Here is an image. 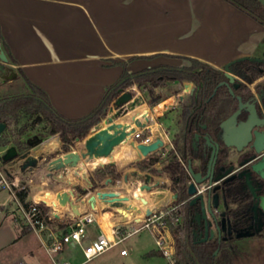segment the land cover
<instances>
[{
	"label": "crops",
	"instance_id": "0c3cea01",
	"mask_svg": "<svg viewBox=\"0 0 264 264\" xmlns=\"http://www.w3.org/2000/svg\"><path fill=\"white\" fill-rule=\"evenodd\" d=\"M0 35L15 60L9 62L11 66L16 71L20 68L31 83L45 91L52 107L71 119L88 114L123 67L134 73L161 64L182 66L181 58L170 56L175 55L222 69L230 60L257 54L264 48V26L224 0H0ZM131 87L135 88L133 95L142 96L144 102L115 122L129 124V129L135 131L146 127L159 134L164 132L168 138L170 128L174 131L179 120L183 126L180 116L183 110L188 111L185 106L194 90L192 82L167 83L160 89L171 87L172 91L156 104H149L140 93L142 88ZM92 132L91 128L83 139H74L68 151L81 152L83 140ZM42 138L40 141L25 134L23 139L30 144L27 152L33 157L43 155L42 173L59 179L45 185L35 182L34 171H29L27 199H42L49 204L47 210L54 216L51 227L57 234L73 215L90 216L93 221L85 226L86 242L100 232L109 234L116 224L133 225L146 210L172 203L177 196L166 185L155 186L157 181L168 179L166 175L162 178L158 163L157 174L149 178L150 190H139L142 183L134 186L133 173H140L136 162L143 157L130 146V136L108 156L80 158L76 164L59 169L51 167L48 156L60 149L59 134ZM18 161L21 164L22 160ZM107 164L113 165L119 179L112 183L105 179L91 189L93 170ZM19 173L22 175L24 170L19 169ZM97 192H114L120 199L99 197ZM59 194L67 197L65 204L57 203ZM11 200L13 207L10 202H0V248L3 243L10 249L18 246L24 253L20 263L39 264L31 246L19 243L21 227L12 213L17 204ZM47 234H33L42 254H46L43 243ZM146 237L150 234L140 231L127 239L141 244ZM60 254L71 264L86 261L80 245L65 246Z\"/></svg>",
	"mask_w": 264,
	"mask_h": 264
},
{
	"label": "trees",
	"instance_id": "16d2710c",
	"mask_svg": "<svg viewBox=\"0 0 264 264\" xmlns=\"http://www.w3.org/2000/svg\"><path fill=\"white\" fill-rule=\"evenodd\" d=\"M224 1L264 26V7L258 0ZM0 44L8 61L15 63L1 35ZM170 56L181 58L184 64L182 66L161 64L134 73L127 72L123 67L117 80L105 87L98 104L85 116L74 119L59 114L52 107L45 91L31 83L24 76L21 69L17 68V74L26 86V90L14 94H0V123L5 124L4 130L0 134V147L14 146L17 150V156L27 151L29 146L23 136L27 132L28 124L27 122L21 124L20 122L25 117L39 116L43 119L45 127V133L39 135L40 137L54 134L60 136V149L48 155L49 157H55L59 153L67 152L74 139H83L93 125L107 114V110L116 96L132 85L144 89L149 104H156L160 100V94L154 91L155 88L163 87L169 82L190 81L194 84L191 96V111L183 110L180 116L185 121V130L182 134L173 138V148L166 152L167 155L164 159L160 154L153 152L136 162L140 173H133L135 176L134 186L143 182L145 173L157 174L155 165L161 163L160 171L166 174L170 181L167 186L177 195L174 201L170 203V206H174V208L166 216V223L174 241L173 259L168 264H234L238 251L237 238L234 233L225 239L217 240L213 238L204 242L196 241L193 238V232L196 230L194 214L197 207L189 204L190 198L186 192V187L190 177L182 164H185L187 160H191V162L197 160L198 164H192L193 170L205 172V162L209 157L210 149L205 146L202 136L207 134L217 140L218 124L230 111L231 99L226 89L220 86L215 90L217 84L224 79V75L220 69L196 58ZM236 64L239 70L241 67L249 68L253 63L240 61L232 63L230 66L232 65L234 68ZM19 124L20 126L15 129ZM196 133L199 134V139L196 142V147H193L192 141ZM14 134H16V137ZM160 152L162 153L164 150L161 148ZM225 155L224 149L221 148L217 161L224 159ZM12 160H2V163L6 165ZM119 177L113 165L98 166L93 170L90 177L91 189H95L106 178H109L112 183ZM241 185V180L222 183L221 185V195L227 207L226 214L231 217L234 232L246 229L248 223L247 215L250 203L245 191L240 188ZM85 192L82 190L83 194ZM16 194L21 204L26 207L27 202L25 199L28 195V187ZM235 204L236 206L233 207ZM29 231H31L30 227L21 226V234H26ZM155 255L162 256L158 251L145 253L146 257Z\"/></svg>",
	"mask_w": 264,
	"mask_h": 264
},
{
	"label": "water",
	"instance_id": "95a60500",
	"mask_svg": "<svg viewBox=\"0 0 264 264\" xmlns=\"http://www.w3.org/2000/svg\"><path fill=\"white\" fill-rule=\"evenodd\" d=\"M258 2L264 7V0H258ZM264 59V54L262 57L257 56H240L233 60H230L223 66L224 76L229 80H233V76L229 71V65L235 62H240L244 60L248 61H261ZM9 61L8 58L3 51L1 44H0V77L6 78L11 80L16 77V72L14 70H10L11 73L5 76L6 71L9 69L7 68ZM220 85H228L227 82L222 81L218 84ZM193 90H191L192 92ZM231 91V90H230ZM239 100L238 108L235 112H233L230 116L224 119L219 127L220 131L217 133V139H221L226 146H234L237 151H240L251 139V135L253 133L254 142L253 144L258 143L260 141L261 135H259L257 128L259 125L254 122L256 119L255 111L251 105L247 106V104L242 103L240 98L237 97ZM144 102L142 96H134L131 90H125L119 93L116 98L113 100L111 106L108 108L109 114L105 115L100 121L95 123L92 127V134L85 138L82 142V150L79 153H75L73 151L63 152L60 156H55L54 158L49 160V164L52 168L59 169L64 165L69 164H76L80 158L85 157H100V156H108L111 150L125 142L127 137L131 135L134 131L133 128L129 129V124H123L121 122H115V120L119 117H123L127 115L130 111H133L136 106L140 105ZM247 106L249 111L247 121L243 123H238L237 125H232L233 122L236 121L237 115L240 113L242 109ZM255 127V130L252 131L251 129ZM5 128L4 123H0V134L3 132ZM36 140H40L43 138L34 137ZM199 139V134L196 133L193 137L192 145L196 147V142ZM204 144L206 147L210 149L209 153V160L206 167V172L202 174L199 171H194L192 167L191 160L187 161V172L189 174L190 180L186 187V192L190 198L189 204L196 205L198 207V211L194 214V219L199 222V219L203 220V231L198 233V235H202L201 238L197 239L196 241L204 242L206 240H211L214 235L219 240L221 232L227 231L228 234L232 232L231 227L229 225V221L225 218L224 212L219 214L220 219H217L216 210L220 204V201L225 204V201L221 195L220 189V182H227L236 177V174H231L233 169V165H230L227 169L223 172L217 173L215 170V163L218 155L219 150V143L217 140H214L207 134L204 135ZM77 141L79 139H76ZM130 146L135 148L140 157H145L150 153L155 152L159 148L163 146V141L157 137L154 141L149 144H141L131 140ZM30 147V144L27 143ZM256 146V145H255ZM264 148H259L258 146L255 147V152L259 153L262 152ZM28 151V150H27ZM25 151L21 155L17 156V150L14 146H9L5 149V152L2 155L3 161H9L12 159L22 160L20 164V169L25 170L27 168L35 167L37 165L38 160H41L44 156L39 155L37 157H33L28 152ZM246 160H243L239 163V166L245 164ZM261 168L260 164H253L251 169L255 172L259 171ZM222 169V168H220ZM216 171V172H215ZM264 176V174H262ZM240 177V174L238 175ZM150 174L145 173L143 182L140 186H138L139 190H150L151 186L149 184ZM107 181L109 178H106ZM245 183L248 186L251 195L254 199H256V203L253 204L252 210L256 208L260 209L264 212V195L258 196L251 184V180L249 175L245 176ZM205 184L207 188L200 193H196V185ZM159 185V181L155 183V186ZM97 196L101 197H108L116 201L120 198L116 196L114 192H97ZM59 203L65 204L67 201V197L63 194L58 195ZM151 210H146L145 215L150 214ZM261 229V226L254 228L251 230V227L246 229H241L235 232V237H246V236H253L258 233ZM196 232H193L195 235ZM225 239V237L223 238Z\"/></svg>",
	"mask_w": 264,
	"mask_h": 264
},
{
	"label": "built area",
	"instance_id": "2783aa9c",
	"mask_svg": "<svg viewBox=\"0 0 264 264\" xmlns=\"http://www.w3.org/2000/svg\"><path fill=\"white\" fill-rule=\"evenodd\" d=\"M135 88L129 87L126 90L134 92ZM159 137L163 141L164 148L169 144L166 152L173 148L171 140L164 132L161 134L152 131L149 128L143 127L139 130H134L130 138L137 143L149 144ZM71 148V146L69 147ZM5 147L0 149V190H7L12 199L19 206L23 225L31 228L36 233L48 232L47 240L43 243V248L50 264H71L70 261L61 256V252L65 246L80 245L82 254L85 260H89L97 255L104 253L112 247L118 245L126 238L140 231H147L153 239L155 248L167 258H171L174 254V241L166 223V216L169 211L174 208L170 203L163 206L153 207L150 214L144 215L139 221L133 225L123 226V224L114 225L109 234L98 233L93 238L83 242L86 236V224L91 223L93 219L90 216L73 215L66 220V226L60 229L59 233L51 227L54 219L53 213L47 210L49 204L42 199H30L27 197L25 201L27 206L24 207L17 197V192L25 189L26 185L19 184V177L16 174H11L5 170L2 163V155L5 152ZM165 151L163 154L166 153ZM186 168V164L182 163ZM207 186L205 184L196 185V193L203 192ZM59 203V198L56 199ZM120 255H126L127 249L121 248Z\"/></svg>",
	"mask_w": 264,
	"mask_h": 264
},
{
	"label": "rangeland",
	"instance_id": "374dc122",
	"mask_svg": "<svg viewBox=\"0 0 264 264\" xmlns=\"http://www.w3.org/2000/svg\"><path fill=\"white\" fill-rule=\"evenodd\" d=\"M7 68L9 69L6 71L5 76L11 73L10 70H14L16 72V77L19 78V80L14 82L16 78L15 77L11 79L13 80L11 83L10 82L8 83V81L10 80L0 77V94H3V93L14 94V93L25 91L26 86L23 84L15 68L11 66L10 63H8ZM160 88L161 87L154 89L156 93L160 94V99H163L164 97L168 96L170 92L172 91L171 87H165L162 89ZM140 93H142L144 97H146L145 96L146 92L144 91V89H141ZM179 108L181 110L180 106ZM23 122H27L28 124L26 134H29L31 138H34V137L42 138L39 135L45 133V127H44V121L41 117L39 116L25 117L21 120L20 123L22 124ZM19 126L20 124L17 125L15 129H17ZM181 129H182V123H181V120H179L174 127V131L172 128H170L171 132H170L169 139L171 140L175 136H178L181 133ZM15 133H16V130H15ZM14 136L16 137V134H14ZM2 148L4 147H0V149ZM165 148H169V144H166ZM157 151H158V154H160V156L162 157V159H164L165 156L167 155L166 153L161 154L159 149ZM52 158L54 157H51L50 159ZM46 161H48V159ZM158 166L159 168H161L162 164L158 163ZM36 167H38L37 170H35ZM4 168L5 170L10 171L11 173L19 174L20 176L19 184L20 185L27 184V179H28L27 175L31 171H34L33 177H32L33 180L35 182L45 183V185L52 183V181L59 179L54 174L52 175L50 173V175H46L45 173H42L43 172L42 170L44 168H43V162L41 160H38L37 165L35 167L27 168L26 171L22 175L19 173L20 161H18L17 158L13 159L11 162H8L6 165H4ZM161 175H162V178H164L165 177L164 175L166 174H161ZM169 183L170 181L169 179H167L166 182L159 183V184L167 186ZM26 187H28V192H29L31 186L27 184ZM47 196H50V195L48 194ZM11 199H12L11 194L7 190L5 189L0 190V202L1 201H4L5 203L10 202L11 206L13 207L15 206V203ZM12 213H13V218H16L18 227L20 228L23 225V221L21 218V213H20L18 205H17V208H14L12 210ZM23 226H26V225H23ZM31 231L28 232L30 234H21L20 232L18 237H20L19 239L21 240L19 243L23 246H27V245L31 246L32 248L31 250L32 252H34V254L32 255H35V258L39 260L40 262L39 264H50V262L47 259L46 254H42L40 250L41 244L38 243V241L33 235L34 232L32 233ZM144 242L145 243L136 244V243H133L131 239L126 238L118 245L112 247L111 249L105 251L104 253L100 255H97L89 260L84 261L82 264H168L169 262L172 261L173 256L171 258H167L163 254H161L162 256L155 255L151 257H146L145 253L149 251H158V250L155 248V245H154V242L151 236L146 237ZM3 244H2V248H0V261L3 258H5L6 259L5 264H30L29 261H23V260H22L23 262L20 263V260H21L20 256L24 253L23 251L18 249L19 248L18 246L11 247L10 249L7 244L5 247H3L4 246ZM122 247L127 249L128 253L126 255L119 254V250ZM237 247H238L237 257H236L234 264H264V233L258 234L257 236L253 235V236L237 238ZM73 251H75V249ZM81 259H84L83 256L81 257Z\"/></svg>",
	"mask_w": 264,
	"mask_h": 264
},
{
	"label": "flooded vegetation",
	"instance_id": "af4514ba",
	"mask_svg": "<svg viewBox=\"0 0 264 264\" xmlns=\"http://www.w3.org/2000/svg\"><path fill=\"white\" fill-rule=\"evenodd\" d=\"M263 54H264V48L259 53L254 54V55H249V56H257L261 58ZM244 61H248V60H244ZM248 62H251L253 64H251L249 68L241 67L239 68V70L237 69V66H238L237 64L234 66L235 69L233 68L232 65L231 66L229 65V71L233 76V80L229 81L224 76V79L220 81V82L225 81L228 83V85H220V86H223L226 89L231 100H230V106H229L230 107L229 114L219 122L218 132L220 131V127H219L220 123L237 110L238 104H239V100L237 97H239L242 103L247 104V106L251 105L255 111L256 119L254 120V122L259 125L256 128H257V131L259 132L258 134L261 135L259 139L260 141H258V143L256 144H253L254 137H253L252 131L255 130V127L251 129V133H252L251 139L240 151H237L234 146L224 145L221 139H217V142L219 143L218 153L220 149L222 148V150L224 149L226 155L224 156V159L220 161H217L216 159L215 170L217 171V173H220V172H223L225 169H227L230 165H233L231 174H236V177L230 181L222 182V183H228V182H232L235 180L242 181V185L240 188L245 191V194L248 196L249 203H250L249 208H248V211H249L247 215L248 223H247L246 228L251 227V230H253L254 228L261 226L260 231L255 234L257 236L258 234L264 233V212H262L258 208H256L255 210H252V206L253 204L256 203V199L252 197L251 192L248 186L246 185L244 178L246 175H249V178L251 180V184L253 186L255 193L258 196L264 195V176H262V174H264V150L259 153L255 152L256 146H258L259 148L261 147L264 148V59L261 61H248ZM220 70L223 72V75H224L223 68ZM218 84L215 87V90L217 87H220L218 86ZM191 96H190V101L188 105L185 106V108L189 112L191 111V108H190ZM247 106L240 111V113L236 117V121L233 122L232 125H237L238 123H243L247 121V117L249 114ZM184 130H185V121L182 126L180 134H182ZM204 135L202 137H204ZM208 160H209V157L206 159V162H205L206 167L208 164ZM243 160H246L245 164H243L242 166H239V163ZM187 161L185 163L186 166H187ZM198 163L199 162L197 160L192 161L193 165H196ZM255 163L261 165L260 170L257 172L251 169L252 165ZM205 172H206V169H205ZM205 172H201V173L204 174ZM239 174H240V177H238ZM222 183L220 182V189H221ZM235 206L236 204L233 207ZM226 210H227L226 203L224 204L221 200L216 210L217 219L219 220L220 219L219 214L221 212H224V216L229 221L228 223L231 227L232 232L230 234H228L226 230L224 232H221L219 240L223 239L224 237L226 238L227 236H230L232 233L235 234L236 232V231L234 232V229L231 225V217H229L226 214ZM196 211H198V207ZM194 222L196 224V230H195L196 234L193 235V238L197 240L202 237V235H198V233L203 231V220L199 219V222H197L194 219ZM213 238H216L218 240L216 235H214Z\"/></svg>",
	"mask_w": 264,
	"mask_h": 264
},
{
	"label": "bare ground",
	"instance_id": "6f19581e",
	"mask_svg": "<svg viewBox=\"0 0 264 264\" xmlns=\"http://www.w3.org/2000/svg\"><path fill=\"white\" fill-rule=\"evenodd\" d=\"M124 144V143H123ZM122 145V144H121Z\"/></svg>",
	"mask_w": 264,
	"mask_h": 264
}]
</instances>
